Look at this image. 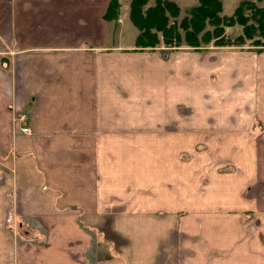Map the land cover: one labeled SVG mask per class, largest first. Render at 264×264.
I'll list each match as a JSON object with an SVG mask.
<instances>
[{
    "label": "crops",
    "instance_id": "crops-1",
    "mask_svg": "<svg viewBox=\"0 0 264 264\" xmlns=\"http://www.w3.org/2000/svg\"><path fill=\"white\" fill-rule=\"evenodd\" d=\"M109 1L0 0V264H188L177 213L198 211L243 221L209 264H251L264 47L132 52Z\"/></svg>",
    "mask_w": 264,
    "mask_h": 264
},
{
    "label": "rangeland",
    "instance_id": "rangeland-1",
    "mask_svg": "<svg viewBox=\"0 0 264 264\" xmlns=\"http://www.w3.org/2000/svg\"><path fill=\"white\" fill-rule=\"evenodd\" d=\"M173 1L177 5V10H178V16L173 19L169 18V25L172 26H184L185 23L188 24V20L190 18V13L192 9L195 7H198L200 5L199 0H169ZM220 0L221 2V12L216 13L215 17L219 19V24L218 27L223 29V32L220 35V39H224V41L228 42L226 46H217L214 44L217 38L213 39V36H211L210 40L207 41V43L203 42L201 43L200 46L197 48H192L187 46L185 42H182L181 47L179 48H169L166 46L163 41L161 34L158 33V40L159 44H157L155 47L150 48V47H138L136 45V38H135V43L131 44V47L134 48V50L131 49L132 52H153L156 50H160L161 52H169L168 54L171 53V51L175 50H180V49H187V50H200L202 48L204 51L208 52H215V51H220L221 49L225 48H234V49H251V50H259L262 47H264V32L259 30L257 27L256 31H252L249 33V36L251 38H243V43L238 44V39L239 36H243L245 33L243 26L239 24L235 18H234V11L236 10L238 4L243 1L240 0ZM122 4V10H121V15L118 17L117 22H121L123 24V29L120 30L121 35L120 37L122 38V43L124 44L125 49L128 48L127 43H132L135 35L136 37L138 36V30L134 25L132 24L130 18H129V2L130 0H121L120 1ZM238 3V4H237ZM154 2L151 0L149 2V5H153ZM237 4V6H236ZM255 5L257 8L264 9V1L261 2H255ZM246 15H250L246 12ZM186 20L184 23L183 21ZM183 23V24H182ZM251 22L249 21L248 24ZM205 30H212L211 25H207ZM117 31V29H116ZM115 31V32H116ZM204 31V30H203ZM199 35L198 38H201L203 34H208V31H205ZM211 31L209 32V35H211ZM177 34L183 40L184 32L182 29L179 27ZM173 38V37H172ZM237 41V42H236ZM6 48V47H5ZM167 54V55H168ZM6 57V54L3 55ZM7 60V57L5 58ZM24 113H19L17 118L15 119V122L19 125L24 121L23 116H21ZM20 119V121L18 120ZM27 123V117L25 124ZM23 124V125H25ZM30 129V128H29ZM259 131V130H258ZM263 133L262 131L258 132V134ZM1 154H4L3 152ZM179 159L177 160V163H184L185 159L187 158L186 154H180L178 155ZM231 163L227 162L224 163V165H228ZM228 165V167H230ZM221 169V174L226 173L225 172V167L220 168ZM224 169V170H223ZM178 170V168H177ZM178 174V172H177ZM227 183V182H226ZM197 212V214L193 212H178L177 213V218H180L181 221L185 220L187 222L186 224V232L179 233L176 236L177 240V248L180 246L182 248L181 252L184 253V256H191V258H198V260H192L191 263L188 264H209V263H215L217 260L215 258L216 254L219 251H230L232 248V241H231V234L233 231V226L231 225L232 221H235V224H241L243 225V221H239V215L240 213L238 212V215L232 214L230 212H221L217 214H208L206 216H200ZM193 214V217H192ZM249 219H255L258 216L254 215L253 213H248ZM255 216V217H254ZM217 223V225H215ZM258 227L254 225H245L241 226L239 229V234H244L248 235L250 233H253L255 230H257ZM18 231V227L16 228ZM243 241V239H241ZM254 240V239H253ZM252 240V241H253ZM246 245L244 243H240V249H244ZM252 252H255L254 255L250 256V263L253 264L254 261L256 263L259 262L258 258V253L259 251L264 250V240L263 241H255L252 243L251 249ZM188 262V261H187ZM224 264L230 263V258L226 257L223 258Z\"/></svg>",
    "mask_w": 264,
    "mask_h": 264
},
{
    "label": "trees",
    "instance_id": "trees-1",
    "mask_svg": "<svg viewBox=\"0 0 264 264\" xmlns=\"http://www.w3.org/2000/svg\"><path fill=\"white\" fill-rule=\"evenodd\" d=\"M150 1L130 0L129 2V18L139 33L136 37L138 47H155L159 44L158 33L161 34L163 43L169 48H179L183 46L182 42L189 47L197 48L201 43H207L211 36L213 39L217 38L214 42L217 46L228 44L224 39H220L223 29L218 27L219 19L215 17L216 13L221 12L220 0H199L200 5L192 9L188 24L178 27L169 25L168 21L169 18L175 19L178 16L177 5L173 1L152 0L154 4L149 5ZM261 1L264 0H243L234 11L235 20L243 26L245 31L243 36H239L238 44L243 43V38H251L249 33L256 31L255 27L264 32V9L257 8L255 5V2ZM121 10L120 0H110L103 18L107 22L116 23ZM246 12L250 15H246ZM249 21L250 24H248ZM207 25L212 26L211 35L209 30H205ZM179 27L184 32L183 40L177 34ZM202 31H208V34L198 38Z\"/></svg>",
    "mask_w": 264,
    "mask_h": 264
},
{
    "label": "built area",
    "instance_id": "built-area-1",
    "mask_svg": "<svg viewBox=\"0 0 264 264\" xmlns=\"http://www.w3.org/2000/svg\"><path fill=\"white\" fill-rule=\"evenodd\" d=\"M21 116H23V118H24V121L21 124H25L26 115L22 114ZM18 120L20 121V119H18ZM21 130L23 133H26V134H29V132H30V129L27 126H21Z\"/></svg>",
    "mask_w": 264,
    "mask_h": 264
}]
</instances>
